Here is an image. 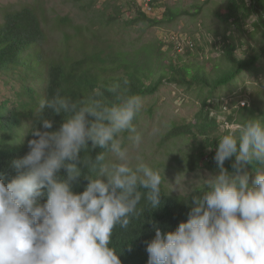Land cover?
Returning <instances> with one entry per match:
<instances>
[{"label":"clouds","instance_id":"1","mask_svg":"<svg viewBox=\"0 0 264 264\" xmlns=\"http://www.w3.org/2000/svg\"><path fill=\"white\" fill-rule=\"evenodd\" d=\"M128 83L121 77L80 100L60 90L40 100L43 130L31 131L30 150L12 162L24 171L8 183L0 178V264H122L112 246L114 230L128 229L146 209L159 207L162 194L161 174L138 156L133 162L124 143V133L136 146L142 141L134 121L144 100ZM46 110L65 114L58 130H51ZM220 130L219 174L197 188L188 219L174 231L153 224L148 264H264V119L225 121ZM90 143L101 149L94 158ZM233 157L230 172L225 161ZM82 175L89 183L75 192Z\"/></svg>","mask_w":264,"mask_h":264},{"label":"rangeland","instance_id":"2","mask_svg":"<svg viewBox=\"0 0 264 264\" xmlns=\"http://www.w3.org/2000/svg\"><path fill=\"white\" fill-rule=\"evenodd\" d=\"M136 1L99 0L89 7L87 2L76 0H0V21L6 8L18 9L26 4H37L48 19L45 46L52 56L60 58L80 52L83 35L91 34V31L100 33L97 36L110 44L113 50L121 49L127 53L129 60L145 64L154 77L159 76L167 68L170 58L178 53H182L183 63L191 62L211 70L215 63H222L220 56L224 52L221 43L224 40L236 44L239 57H246L253 49L261 50L264 45L263 30L254 26L256 15H250L239 23H224L219 19L216 11L225 6L227 0H152L154 11L151 13L141 5L151 17H162L167 7L195 13L161 26L131 22L137 16L139 4ZM117 11L122 15L121 19L108 25L110 16ZM61 18L67 22L62 23ZM152 48L153 53H148L147 50ZM206 97H211L212 116L216 119L223 117L219 120L220 125L225 121L237 123L240 106L256 102L264 109V53L253 70L244 71L232 83L213 91L198 87L185 89L165 83L157 94L143 98L144 110L135 123L142 136L140 145L129 141L127 133L122 134L133 162L138 156L158 171L168 193L179 199L204 185L205 179L219 174V171L192 167L193 159L204 142L203 136L167 137L174 126L195 120ZM28 100L19 77L0 73V107L5 106L0 108V147L14 146L24 139L29 121L21 120L19 126H15L14 121H8L2 114L11 115L12 110ZM205 151L209 152L208 149ZM248 170L251 172L252 168L248 167Z\"/></svg>","mask_w":264,"mask_h":264},{"label":"trees","instance_id":"3","mask_svg":"<svg viewBox=\"0 0 264 264\" xmlns=\"http://www.w3.org/2000/svg\"><path fill=\"white\" fill-rule=\"evenodd\" d=\"M85 1L92 7L99 0ZM136 1V0H135ZM137 16L131 19L133 23H145L149 26H161L174 22L178 17L194 15L191 10H173L167 7L163 16L151 17L142 9L139 2ZM201 9V7H200ZM119 10V8H118ZM197 13V12H196ZM216 15L224 23H239L250 15H256L254 26L264 32V0H227L225 6H221ZM122 15L113 14L108 20V25L117 23ZM47 16L41 6L26 4L21 8H6L0 21V73L19 77L25 87L29 100L22 103L17 109L11 111V115L2 114L8 121H14L19 126L20 121H29L28 131L21 141L14 146L0 147V178L5 183L16 178L20 171L13 167V161L25 156L29 149L28 141L33 139L32 130L41 128L40 116L37 115L39 102L42 98H50L57 90L73 100L85 99L93 89H105L114 80L121 77L128 79L130 93L139 94L142 98L157 94L165 83H172L185 89L198 87L202 90L213 91L235 81L244 71L253 70L261 61L264 53V45L259 49H253L246 57L236 54L237 46L234 42L224 40L221 43L223 54L220 56L222 63H215L211 70L205 66L194 63H183L182 53L171 57L166 69L154 77L147 71L145 64L131 61L127 53L121 49L113 50L100 38V33L84 34L82 49L80 52L64 57L52 56L45 46ZM66 23L65 18H61ZM125 23V22H124ZM99 35V36H97ZM153 53V48L147 50ZM162 53V52H161ZM185 53V52H184ZM150 63V62H149ZM105 96L112 100L111 93L105 91ZM211 97H206L201 102L200 111L191 123L176 125L168 132L167 137L190 135L203 136L196 157L193 159L194 169H208L219 171L214 160L218 137L220 132L219 120L214 118L210 109ZM1 107H5L1 105ZM0 107V108H1ZM239 117L237 123L246 122L249 118L264 119V109L254 102L240 106L237 110ZM46 118L53 121L51 130H58L65 121L64 113L55 114L51 110L44 113ZM139 116L134 123L137 122ZM231 118V117H230ZM233 120V118H232ZM231 120V121H232ZM209 152H206L207 150ZM101 151L99 147L92 148L91 143L87 150L93 158ZM85 155L81 153V157ZM234 157L225 161V168L233 171ZM85 173L87 165L78 162ZM248 167H251L250 165ZM64 175V170H61ZM89 183V177L82 175L73 184L75 192H83ZM204 185L197 188H203ZM190 193L187 198L179 199L168 193L166 186L161 184V204L156 209H146L139 219H134L128 229L117 226L113 233L112 246L117 249L122 264H148L147 243L155 237V223L163 232L174 231L178 225L186 221L191 210L190 201L194 195L200 194V190ZM46 201L42 198L41 203ZM144 206L142 201L141 207Z\"/></svg>","mask_w":264,"mask_h":264},{"label":"bare ground","instance_id":"4","mask_svg":"<svg viewBox=\"0 0 264 264\" xmlns=\"http://www.w3.org/2000/svg\"><path fill=\"white\" fill-rule=\"evenodd\" d=\"M139 2L149 13L154 11V5L152 4V0H140Z\"/></svg>","mask_w":264,"mask_h":264}]
</instances>
